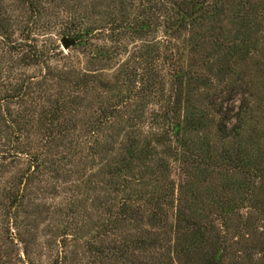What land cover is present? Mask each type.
Wrapping results in <instances>:
<instances>
[{"label":"rangeland","instance_id":"obj_1","mask_svg":"<svg viewBox=\"0 0 264 264\" xmlns=\"http://www.w3.org/2000/svg\"><path fill=\"white\" fill-rule=\"evenodd\" d=\"M190 217L264 264V0H0V264H208Z\"/></svg>","mask_w":264,"mask_h":264},{"label":"trees","instance_id":"obj_2","mask_svg":"<svg viewBox=\"0 0 264 264\" xmlns=\"http://www.w3.org/2000/svg\"><path fill=\"white\" fill-rule=\"evenodd\" d=\"M116 108H112L114 112L117 113V116H119V111L115 110ZM193 122V120L191 119ZM225 125H221L219 130L224 132ZM150 147V146H149ZM142 150V149H141ZM139 150V151H141ZM146 152L150 151V148H143ZM147 156L145 155V158ZM118 162V165H123L124 158L122 157L121 153L119 154V158L116 160ZM117 165V166H118ZM123 169L122 166L114 167V170L121 171ZM124 205V204H123ZM155 224H153V227L156 230L151 231H143L144 235L139 236L136 238L135 242L140 243V245L148 246V247H159V246H165L166 243L170 242V238L167 236L166 231V225L167 220L160 219L155 220L153 218ZM205 219L199 218V217H190V218H180L178 219V223L182 222L183 224L180 225L181 228V236L176 239V243H174V246L179 249L180 252L185 253V256H197L199 255L203 262H207L208 264L216 263L214 251L207 252L206 249H204V246L208 243L209 237L204 235L205 226L202 224L201 221ZM179 227V226H178ZM185 232H188V238H183L185 235ZM182 239L184 241L182 242Z\"/></svg>","mask_w":264,"mask_h":264},{"label":"water","instance_id":"obj_3","mask_svg":"<svg viewBox=\"0 0 264 264\" xmlns=\"http://www.w3.org/2000/svg\"><path fill=\"white\" fill-rule=\"evenodd\" d=\"M62 44L64 47H67L69 45V43L66 40H63Z\"/></svg>","mask_w":264,"mask_h":264}]
</instances>
